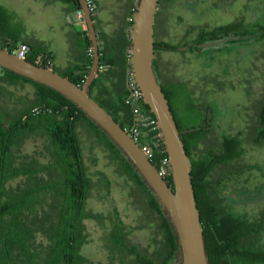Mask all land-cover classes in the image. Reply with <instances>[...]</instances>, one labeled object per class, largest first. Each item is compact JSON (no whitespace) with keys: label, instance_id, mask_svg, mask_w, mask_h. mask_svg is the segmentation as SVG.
<instances>
[{"label":"trees","instance_id":"obj_1","mask_svg":"<svg viewBox=\"0 0 264 264\" xmlns=\"http://www.w3.org/2000/svg\"><path fill=\"white\" fill-rule=\"evenodd\" d=\"M63 1L74 3L76 11L81 8L80 0ZM163 1L159 0L154 26L156 54L161 48L175 50L180 45L157 38L159 13ZM134 10L133 6L130 12V27ZM7 14L8 12L0 5V35L11 38L13 45H7L4 41L0 42V45L15 51L16 46L14 45L17 40L9 35ZM83 23L86 24L84 20ZM263 29L264 24L248 26L243 20H235L210 29H203L196 42L201 43L231 35L258 34ZM258 37L226 44L244 43L256 40ZM87 39L90 44L89 37ZM44 55H47V52ZM27 58L36 62V54H33L31 50ZM92 60L91 57L87 68L80 72L76 70L59 72L82 85L89 73ZM42 64L47 66L45 62ZM1 68L0 264L91 263L90 259L81 252L82 245L87 241L84 221L86 219L102 220L104 216L89 210L86 206L93 187V180L85 164L81 127L91 134H96L111 150L119 169L133 183L135 202L143 211L145 220L148 223H155L157 227L156 247L150 252L141 250L133 243L122 223L115 221L110 239L113 254L118 256L121 264H178L181 261V251L165 208L133 163L108 134L74 101L59 91L6 68ZM161 74L163 80L161 81L160 76L159 78L163 90L169 99L178 127L182 131L185 148L192 160V178L194 173L207 176L209 171L207 160L212 150L209 147L208 133L202 127V124L206 123L207 114L203 109L197 108L193 89L188 81L175 77L169 73L168 68L161 70ZM96 80L97 78L92 85H95ZM26 82L34 86V96L26 100L17 98L22 104L21 109H16V106L11 107L8 101L1 100L6 96L12 97L13 93L9 90V85ZM127 91L129 92V89ZM92 96L111 113L113 112L103 101L93 94ZM120 103L124 105L128 123H131L133 120L130 107L125 100ZM34 108H38L39 112H34ZM252 108L254 110L252 129L247 135V140L258 143L264 141V132L257 129L264 124L262 123L264 99L256 100ZM114 118L123 127L125 126L120 118L115 116ZM32 135L44 137L49 154L47 163L40 162L36 158L18 162L16 150H19ZM216 140L219 145L218 158L223 163L240 155L242 142L238 135L225 136L221 140L216 138ZM198 142H206L200 161H196L193 156V149ZM161 149L163 146L157 147L156 158L152 161L157 167H159V157L166 154ZM42 172L48 173L47 179L32 180L37 173ZM18 176H26L27 182L15 188L7 187L8 181ZM165 179L171 186L173 185L172 173ZM195 194L201 213L210 264L264 263V241L260 245L248 236L252 231L261 229L264 237V216L260 225L256 224V221L232 215L223 218L222 211L220 215L214 213L213 206L204 196L203 189L197 187ZM243 235L247 237L243 239ZM229 248L233 251L228 252ZM237 250L240 252L237 253Z\"/></svg>","mask_w":264,"mask_h":264},{"label":"rangeland","instance_id":"obj_2","mask_svg":"<svg viewBox=\"0 0 264 264\" xmlns=\"http://www.w3.org/2000/svg\"><path fill=\"white\" fill-rule=\"evenodd\" d=\"M8 12V28L13 32L30 25L34 3L31 0H0ZM12 11V12H10ZM242 19L248 26L264 24V0H164L160 7L157 38L172 44L195 41L201 31ZM159 65L180 79H186L196 94L211 103L214 111L224 114V124L237 131L252 123V105L264 96V41L214 45L200 51L158 50ZM2 68L0 67V75ZM11 96L1 99L11 107L21 109L17 98L26 100L34 96V86L26 82L9 85ZM18 103V104H16ZM16 109H13L16 111ZM85 164L93 187L87 199V208L101 213L102 220L84 221L87 241L81 252L89 264H121L110 247L111 231L119 221L129 232L132 242L143 251L152 252L156 247L157 227L146 221L134 197L131 180L124 175L112 156L111 150L96 134L80 128ZM18 162L38 159L47 163L49 154L44 137L30 136L19 150ZM246 164H258L248 174L251 185L264 180V145L260 148L246 142ZM251 171H247L248 173ZM48 178V173H37L32 180ZM26 176L8 181L7 187L15 188L27 182ZM261 204L237 208L238 211L258 212Z\"/></svg>","mask_w":264,"mask_h":264},{"label":"water","instance_id":"obj_3","mask_svg":"<svg viewBox=\"0 0 264 264\" xmlns=\"http://www.w3.org/2000/svg\"><path fill=\"white\" fill-rule=\"evenodd\" d=\"M80 3L79 10L83 12L93 50L92 64L82 85L54 68L22 58L18 52L2 45H0V67L45 84L74 101L108 134L155 192L168 214L177 237L181 251V261L178 264H210L191 173L192 160L185 148L182 131L178 127L158 74L154 26L159 0L136 1L130 29L129 71L134 73L143 92L145 104L157 118L170 157L174 186H171L159 173L158 167L144 154L139 144L114 118V115L92 96L90 92L92 83L100 74L101 52L94 14L86 0H80ZM261 34L262 32L241 36L231 35L190 44L205 48L236 40L252 39ZM188 46L189 44L180 48L186 49Z\"/></svg>","mask_w":264,"mask_h":264},{"label":"crops","instance_id":"obj_4","mask_svg":"<svg viewBox=\"0 0 264 264\" xmlns=\"http://www.w3.org/2000/svg\"><path fill=\"white\" fill-rule=\"evenodd\" d=\"M136 1L96 0L94 14L101 65L93 95L113 110L124 124L128 121L120 102L129 94L130 12ZM31 3H34V10L30 25L24 24V30L18 33L9 29V35L17 40L14 46L22 42L30 46L33 54L47 52L52 68L58 71L85 70L89 59H93V50L87 39V25L79 21L74 3L63 0H31ZM3 41L13 45L11 38L0 35V42Z\"/></svg>","mask_w":264,"mask_h":264},{"label":"flooded vegetation","instance_id":"obj_5","mask_svg":"<svg viewBox=\"0 0 264 264\" xmlns=\"http://www.w3.org/2000/svg\"><path fill=\"white\" fill-rule=\"evenodd\" d=\"M260 32H262V34L255 41L263 42L264 29L261 30ZM186 42L188 43L185 45L179 43L180 45L178 44L179 46H177V49L191 50L190 48L193 47L194 49H192L191 51H200L201 49L208 48V47L205 48L195 47L192 44H190L192 41H186ZM193 43H200V42H196L195 40L193 41ZM188 44H189L188 48L186 49L180 48ZM156 55H158V53ZM157 64H158V74L162 81L163 77L161 74V70L163 69L159 65L160 63L158 58H157ZM182 80L187 81L186 79H182ZM90 92L92 94L94 93V85L91 86ZM193 96L195 98L197 108L203 109V111L206 112L207 114L206 123H203L202 127L208 133L207 136L209 139L208 140L210 145L209 147L212 148L211 152L209 153V160H207V166H208L207 168L209 170L207 176H201L200 175L201 173L200 174L194 173L193 180H194L195 189L197 187L203 189L204 196L207 197L209 203L213 206L214 213L220 215V212L222 211L223 218L224 216L225 218H227L232 215L235 217L245 218L250 221H256V224L258 223L260 225L261 219L264 216V180L258 183L256 182L253 185L248 183V179H247L248 174L252 173L253 170L251 171V169L256 168L258 164L256 163L246 164L244 161V156L246 153V142H250L247 140V135L252 129L251 123L246 124L242 128H239L237 131H232V129H230L227 125H223L224 114L222 112L220 113L214 111L212 104L205 103L203 101L204 97L200 94L197 95L194 89H193ZM263 99L264 96L257 100H263ZM112 114L115 117H118L117 114H115L114 112H112ZM262 123H264V120L262 121ZM257 129H260V131L264 132V124H261L260 127H258ZM236 135H238L241 138L242 144L240 146V149H242V151L239 156L233 157V159L229 161L226 160V162L223 163L220 160V158H218L219 157L218 155L220 154L218 153L219 145L216 138L221 140L225 136H236ZM205 144L206 142H198L194 147L193 156L196 161H200V157L203 153V148ZM250 144L252 146L255 147L257 146L258 148L259 147L261 148L264 145V141H260L258 143L251 141ZM247 171H251V172L248 173ZM172 186H174V183ZM250 204L252 206H254V204H261L260 206L261 208L259 209L258 212L254 214L248 211L242 212L236 210L241 206L244 205L247 206ZM262 234L263 232L261 231V229H258L255 232L252 231L251 233H249L248 236L249 237L251 236L253 238L252 241L256 240L257 242H259L260 245H262V242L264 241V237ZM246 237H247L246 235L242 236L243 239H245ZM231 251H233V249L229 248L228 252ZM236 252L239 253L240 251L237 250ZM257 264H264V263L258 262Z\"/></svg>","mask_w":264,"mask_h":264},{"label":"built area","instance_id":"obj_6","mask_svg":"<svg viewBox=\"0 0 264 264\" xmlns=\"http://www.w3.org/2000/svg\"><path fill=\"white\" fill-rule=\"evenodd\" d=\"M86 2L89 5L92 13H95L97 9L96 0H86ZM76 14L79 21L83 22L84 16L82 10H78ZM15 51L18 52V55L20 57L27 58L30 52V48L28 44L22 43L18 47H16ZM44 62L49 67L52 65V60L47 55H36V63L42 64ZM127 82L129 94L125 99V103L130 107L132 111L133 121L131 123L125 124L124 128L135 139L144 154L151 161L156 158L157 147L163 146V149H161V151L165 152L166 154L159 157L158 170L159 173L165 178L166 176H169L172 171L170 157L166 151L157 118L155 114L145 104L143 92L141 90V87L137 83L134 73L132 71L128 72ZM33 111L38 113L39 109L34 108Z\"/></svg>","mask_w":264,"mask_h":264}]
</instances>
